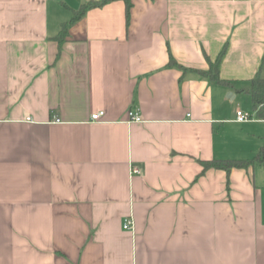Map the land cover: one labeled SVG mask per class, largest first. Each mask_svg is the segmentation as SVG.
<instances>
[{"label":"crops","instance_id":"crops-1","mask_svg":"<svg viewBox=\"0 0 264 264\" xmlns=\"http://www.w3.org/2000/svg\"><path fill=\"white\" fill-rule=\"evenodd\" d=\"M86 1L0 0V264H264V0Z\"/></svg>","mask_w":264,"mask_h":264},{"label":"trees","instance_id":"trees-1","mask_svg":"<svg viewBox=\"0 0 264 264\" xmlns=\"http://www.w3.org/2000/svg\"><path fill=\"white\" fill-rule=\"evenodd\" d=\"M111 1H114V0H88L84 2L78 9L74 10V14L72 18L69 21H66L62 24L61 31L55 37L59 42L60 50L62 47V43L65 39L68 26L70 24L79 20L82 16L85 15V13L89 9L104 6L105 4ZM124 1L126 4V22H127V25H129L130 19H131L132 0H124ZM224 51L225 49H223L220 52V54L214 61H210V67L208 69H196V68H191V69L197 71L199 74L205 77H208L211 80L216 81L218 83L232 85V81L228 79H224L220 75V64H221V59L224 54ZM169 64L170 65H180L177 63V61L175 60L173 56H171ZM180 66L185 71L189 69L182 65ZM242 90L248 91L251 94L252 109L255 115L260 119H264V72H263L262 67L251 78L250 88L242 89ZM201 161L205 169L210 168V167L220 168V169L226 170L228 174L231 171V169L234 167L246 168L256 163L264 165V143L261 145L256 155L250 159L227 158V159H211V160H201Z\"/></svg>","mask_w":264,"mask_h":264},{"label":"built area","instance_id":"built-area-1","mask_svg":"<svg viewBox=\"0 0 264 264\" xmlns=\"http://www.w3.org/2000/svg\"><path fill=\"white\" fill-rule=\"evenodd\" d=\"M131 118L135 120H141V115L138 111H130ZM104 114V110H99L94 113H92V119H99ZM250 115L247 112H244L243 110L237 111V119L240 121H244L249 119ZM134 223L132 218H126L123 224V227L126 229H133Z\"/></svg>","mask_w":264,"mask_h":264},{"label":"rangeland","instance_id":"rangeland-1","mask_svg":"<svg viewBox=\"0 0 264 264\" xmlns=\"http://www.w3.org/2000/svg\"><path fill=\"white\" fill-rule=\"evenodd\" d=\"M242 110L245 112L246 109L245 108H242ZM251 110L252 109H250L248 112L251 113L252 112Z\"/></svg>","mask_w":264,"mask_h":264}]
</instances>
